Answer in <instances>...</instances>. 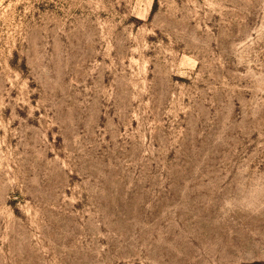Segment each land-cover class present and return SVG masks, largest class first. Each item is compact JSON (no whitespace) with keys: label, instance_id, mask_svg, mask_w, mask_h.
I'll return each instance as SVG.
<instances>
[{"label":"rangeland","instance_id":"rangeland-1","mask_svg":"<svg viewBox=\"0 0 264 264\" xmlns=\"http://www.w3.org/2000/svg\"><path fill=\"white\" fill-rule=\"evenodd\" d=\"M0 264H264V0H0Z\"/></svg>","mask_w":264,"mask_h":264}]
</instances>
